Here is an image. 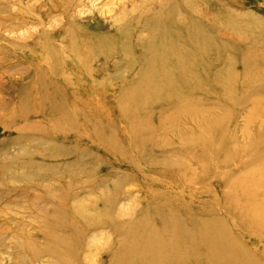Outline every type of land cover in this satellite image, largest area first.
<instances>
[{
	"label": "rangeland",
	"instance_id": "374dc122",
	"mask_svg": "<svg viewBox=\"0 0 264 264\" xmlns=\"http://www.w3.org/2000/svg\"><path fill=\"white\" fill-rule=\"evenodd\" d=\"M0 60V264H264V0H0Z\"/></svg>",
	"mask_w": 264,
	"mask_h": 264
},
{
	"label": "bare ground",
	"instance_id": "6f19581e",
	"mask_svg": "<svg viewBox=\"0 0 264 264\" xmlns=\"http://www.w3.org/2000/svg\"><path fill=\"white\" fill-rule=\"evenodd\" d=\"M3 1V0H2ZM33 23V22H32ZM6 29V28H5ZM8 30V29H7ZM6 30V31H7ZM3 31V30H2ZM5 32V31H4ZM10 32V31H9ZM10 33H12V32H10ZM10 39V38H9ZM5 40V39H4ZM36 45V44H35ZM16 49V48H15ZM22 49V48H21ZM89 53H91V52H89ZM170 54H171V52H170ZM1 61V60H0ZM3 63V62H2ZM1 63V64H2ZM14 63V62H13ZM5 65V64H4ZM3 65V66H4ZM21 68V67H20ZM19 70V69H18ZM26 70V69H25ZM24 70V71H25ZM13 72H14V70H13ZM22 74H24V73H22ZM16 75H17V73H16ZM24 76V75H23ZM1 80V79H0ZM29 81V80H28ZM4 82V81H3ZM27 83V82H26ZM29 83V82H28ZM2 85H3V83H1ZM20 86V85H19ZM22 90V89H21ZM24 90V89H23ZM2 103V102H1ZM19 104V103H18ZM2 105H4V104H2ZM20 106H23L22 104H20ZM8 107V106H7ZM55 108H57V107H55ZM4 111V110H3ZM21 111H22V113H23V115H22V117H20L18 120L20 121V124L21 125H23V130L25 131V133H26V130L28 129V130H30V129H34L35 128V133L36 134H39V132H43V131H45V130H43V129H39V128H37L35 125H37V124H35L34 123V125H32L31 123H29V126H26L25 127V125H27L28 124V122H26L27 121V117H30L31 115L33 116L34 114H32L33 112L31 111V115H29V114H25L24 112H25V108L24 107H22L21 108ZM63 111V110H62ZM62 111H60V110H55L54 112H50V115L49 116H53V118L51 119L52 121H57V123L58 124H61L62 123V120H64L65 119V115H64V113L62 112ZM0 114H2V113H0ZM2 117V116H1ZM34 117V116H33ZM0 119H2V118H0ZM1 122V121H0ZM20 125V126H21ZM20 126H19V128H20ZM93 126V125H92ZM17 128V129H16ZM15 129L16 130H18L19 128H18V126L16 127ZM36 128L37 129H39L38 131L36 130ZM40 128H42L41 126H40ZM64 128V127H63ZM12 130H14V129H12ZM20 130V129H19ZM37 131V132H36ZM2 132V131H1ZM15 132V131H14ZM29 131H27V133H28ZM31 132H33L32 130H31ZM30 132V133H31ZM24 133V132H23ZM19 134L20 135H23L22 134V130H20V132H19ZM18 134V135H19ZM32 135H34V134H32ZM15 138H16V136H15ZM21 140H22V142L24 143V145H21V148L19 147V146H17L16 148H19V150H17L18 152L16 153V155H14V156H10L9 154H8V152H6V151H2V152H0V157L2 158H4V157H6V161H12L13 159H15L17 156L18 157H23L22 155V153H26V154H28V155H26V156H24L23 157V159L21 160V162H19V165L17 164V166H20V167H15V168H17V169H21L22 171L23 170H26V169H34V170H37L39 167H40V163L36 160V158H35V156L36 155H38V156H40L41 154H44V153H46L45 151H44V149H43V147H41V148H38L37 146V148H38V150H37V148L35 149V147H33V150H31L30 151V153H27L28 152V149L29 148H31V146H30V144H29V142H26V140H27V138H23V136L21 137H19ZM16 139H18V138H16ZM29 140H30V142H36V140H39V139H37V138H33V137H31V138H29ZM95 140V139H94ZM16 141V140H15ZM19 142H21V141H19ZM12 143H13V141H12ZM23 143H21V144H23ZM98 143V142H97ZM14 144V143H13ZM95 144H96V142H95ZM17 145V144H16ZM98 145V144H97ZM30 146V147H29ZM13 147V146H12ZM16 148H14L15 150H16ZM10 149V148H9ZM42 151H41V150ZM43 151H44V153H43ZM42 152V153H41ZM74 153H77V150L76 149H71V150H68V152H67V155H70V156H72ZM82 153V152H81ZM14 154H15V152H14ZM80 156V155H79ZM53 159H55V158H57V156H55V157H52ZM13 164L10 162V164L8 163V162H5V163H0V172H1V175H5V174H7V173H9L11 170H10V168L11 167H14V166H12ZM41 169H42V167H41ZM44 171H45V169H44ZM19 172V171H18ZM24 172V171H23ZM36 172V171H35ZM51 172V171H50ZM77 173V172H76ZM72 174V173H71ZM24 175V174H23ZM27 175V174H26ZM24 177V176H23ZM23 177H22V179H23ZM24 181H25V178H24ZM91 182V181H90ZM89 184V183H88ZM90 185V184H89ZM95 186V185H94ZM94 188H96V186L94 187ZM96 190V189H95ZM17 194L19 193V190H17V192H16ZM153 194V193H152ZM159 195V194H158ZM23 197V196H22ZM69 198H73V199H71V200H69V201H67V202H65V200L63 201V202H59V204H60V207L61 208H64L65 209V212H63V218H64V226L63 227H61L60 229H63L65 232L63 233V235L62 236H60V238H54V245L55 246H53V248L55 249V251H56V253H59L60 252V250H61V252H66L67 254H73V252L71 251V250H69L68 249V251H66V248H68L69 246H71V245H74V244H76L77 246H80L81 244H82V241H83V239H84V232H83V225L84 224H86V223H89V220L86 218V216L84 215V212L86 211V208H85V199L83 198V197H77V198H74L73 196H68ZM158 197H157V195H156V199H157ZM11 201V200H10ZM156 203H158V202H156ZM58 208H59V205H58ZM261 212H262V214H264V207L261 209ZM91 223V222H90ZM92 225V224H91ZM93 226V225H92ZM47 228V227H46ZM77 233V234H76ZM125 234V233H124ZM68 236H70L71 238H75V241L74 240H71L69 243H66V240H65V238H67ZM214 245H215V249L212 251L211 249V255L212 256H217L218 254H222V258L223 259H227V258H230L232 255H233V252H232V249H233V245H234V243H231L228 247L227 246H224V247H222V250L219 248V243H217V242H214L213 243ZM212 244V245H213ZM199 246H201L199 243H197L196 244V246H195V248H199ZM19 247H20V245H19ZM20 248H22V247H20ZM54 252V251H53ZM35 253V256L37 257V254H36V252H34ZM62 261V260H61ZM57 262V261H56ZM61 263V262H60ZM56 264V263H55ZM233 264H247V263H245V262H242V261H238V262H235V263H233Z\"/></svg>",
	"mask_w": 264,
	"mask_h": 264
}]
</instances>
